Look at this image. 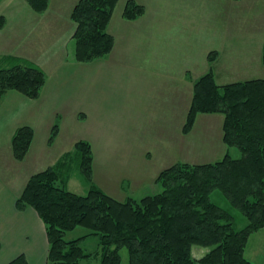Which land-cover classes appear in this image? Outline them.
Returning <instances> with one entry per match:
<instances>
[{"label": "rangeland", "instance_id": "1", "mask_svg": "<svg viewBox=\"0 0 264 264\" xmlns=\"http://www.w3.org/2000/svg\"><path fill=\"white\" fill-rule=\"evenodd\" d=\"M78 1L49 0L52 8L43 13L30 6L25 22L13 16L10 26L0 32V45L13 50L10 56L35 63L48 76L40 99L12 90L22 95L25 105L16 96H8L0 109L3 116L11 105L15 124L25 122L35 128L29 156L4 162L13 173L10 186L18 189L32 175L58 166L67 179L68 190L85 195L96 186L124 202L131 196L140 198L162 190L159 174L177 163H214L228 153L233 158L241 156L237 147L224 141L222 113H199L191 128L186 129V125L194 87L202 76L212 72L219 85L264 78V0H135L145 7V12L128 21L123 17L128 0L119 1L108 32L116 34L117 41L112 34L114 47L122 43L126 54L132 52L137 38L145 37L146 22L163 32L173 27L169 35L175 44V100L182 96L181 83H187L190 101L188 110L183 109V114L176 116L174 132L168 131V121L161 122L167 100L164 92L171 83L167 79L171 77L170 69L160 73L146 66L134 68L115 60L111 53L94 63L76 60V22L71 15ZM10 4L4 6L9 8ZM15 12L22 13L23 9L16 6ZM122 21H130L133 27L132 22L139 23L143 28L139 36ZM156 89L161 96L160 107L154 111ZM78 109L83 112L77 114ZM155 119L157 123L152 121ZM149 121L146 127L144 122ZM79 141L89 142L92 149L91 180L82 169V156L76 147ZM211 199L233 213L237 229L248 224L221 190H215ZM88 233L89 229L78 226L68 231L65 238L73 240ZM84 247L94 254L83 263L100 264L102 249L97 239L90 237ZM209 250L194 245L193 255L200 257ZM198 251L203 253L198 255ZM120 253L121 264H129L128 249L124 247ZM245 255L253 264H264V228L250 236Z\"/></svg>", "mask_w": 264, "mask_h": 264}, {"label": "trees", "instance_id": "2", "mask_svg": "<svg viewBox=\"0 0 264 264\" xmlns=\"http://www.w3.org/2000/svg\"><path fill=\"white\" fill-rule=\"evenodd\" d=\"M25 1L38 13L49 8V0ZM119 1L76 3L71 15L76 22V60L90 62L112 52L115 40L108 25ZM144 12L143 5L128 0L123 17L136 19ZM5 23L0 15V28ZM0 60L7 61H0V101L11 90L30 99L40 97L48 78L41 67L15 56ZM193 99L186 129L199 113H222L224 141L237 147L241 156L233 158L228 153L214 163H177L159 174L162 190L140 198L131 196L124 202L96 186L85 195L68 190L58 166L32 175L16 205L21 211L33 207L44 221L50 243L47 264H84L94 254L84 247L90 237L102 249L100 264H121L124 247L129 251V264H253L246 258V246L250 236L264 228V78L219 85L209 72L196 82ZM33 140L31 126L16 129L13 149L17 160L26 157ZM76 147L90 179V143L79 141ZM215 190H221L244 214L245 227L237 229L233 213L211 199ZM78 226L89 233L67 240L66 233ZM194 245L210 250L197 258ZM7 264L29 263L22 254Z\"/></svg>", "mask_w": 264, "mask_h": 264}, {"label": "crops", "instance_id": "3", "mask_svg": "<svg viewBox=\"0 0 264 264\" xmlns=\"http://www.w3.org/2000/svg\"><path fill=\"white\" fill-rule=\"evenodd\" d=\"M4 3H12V5H8L9 8H7L4 6ZM16 6L20 7V9L22 8L23 12H15ZM1 8L6 9L0 10V15H3L5 17L6 23L3 28H0V32L6 30L10 26L12 18H15L13 16H17L19 19H22L23 22H25V14L29 15L31 11L30 5L25 0H2L0 2V9ZM51 8L52 5L50 3L49 9ZM156 15H159V13L157 12ZM127 21H122L121 23L123 25H127V28H133L135 33L137 34V37L139 36L140 30H142L143 28L148 31L145 32V37L136 39V42L132 46V52H130L129 54H126V49L124 48L122 43H120L118 46L115 44L113 52H111L110 55L114 56L115 60L127 63L133 66L134 68L138 67L142 69V67L146 66L147 68L153 69L154 71L160 73H162L164 69H170L169 73L171 77H168L167 79H170L171 83L170 87H167V91L164 92V94L167 95V100L164 101V111H162L161 115L164 117V119L161 122L168 121V131L174 132L175 124L177 121L176 116L178 115L180 117L181 114H183V109L185 111L188 110V108L190 107V101L187 90V83H181V89L183 91H181L182 93H180L182 96L181 98L179 97L175 100V44L173 41V37L169 35V33L173 31L170 30V28L173 27H170L168 30L163 32L160 31V28H156L158 26H151V24L147 22L143 25V28L140 29L142 26L139 25V23L132 22L134 23L133 27V25H130L131 22L129 21L128 23ZM136 26H139V28L135 29ZM111 33L113 34V32ZM113 35L115 36V40L117 41L116 34ZM0 36H2V34H0ZM169 36H171L170 42L168 40ZM12 51V49L7 50L4 45H0V58L3 56L12 55L10 54ZM122 54L126 55L124 59L121 57ZM110 55H107V57ZM105 58H100L90 63H94ZM143 71L146 72L147 69ZM182 81L184 82L183 78ZM154 92L155 101L153 102V105H155V108L152 109L156 111V109H159L160 107L159 105L161 95L160 91H158L157 89L154 90ZM8 96H16V99L22 103V106L25 105V102L22 99V95H19L17 94V92L15 93L11 90L6 92L2 97L0 101V109L1 107H4V104L7 100L6 98ZM7 108L8 110L5 112V115H0V264H7L11 260L15 259L16 257L22 254L26 256L29 264H47L50 245L44 221L33 207L29 206L25 210L21 211L16 206V202L22 194L26 182H28V178L23 184H21L20 188L18 189H16L15 186H10L9 182L11 181V178H13V173L10 172L11 170H7L9 168L8 165H4L5 161L15 162L16 158L14 157L12 140L16 129L24 125L31 126L34 130L35 139V128L31 124L25 122L24 124H20L18 122H16L15 124V114L12 112L14 110L13 107H11L10 105ZM81 111V109H78L76 113L79 114ZM152 121L154 123H157L156 119ZM150 122L151 121L144 122L146 127ZM59 136L60 135H58V138ZM33 144L34 140L31 144L27 156H29ZM201 253H203V251L197 252L198 255H200Z\"/></svg>", "mask_w": 264, "mask_h": 264}]
</instances>
